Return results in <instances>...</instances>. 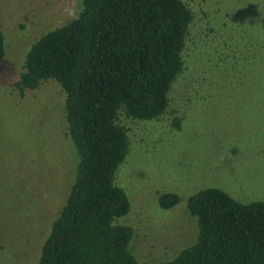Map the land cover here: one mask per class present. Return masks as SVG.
Here are the masks:
<instances>
[{"label": "rangeland", "instance_id": "obj_1", "mask_svg": "<svg viewBox=\"0 0 264 264\" xmlns=\"http://www.w3.org/2000/svg\"><path fill=\"white\" fill-rule=\"evenodd\" d=\"M184 1L195 19L170 110L131 125L115 179L131 203L116 222L135 230L139 264L173 261L196 243L187 202L203 190L264 202V0ZM80 8L81 0H0V264H39L75 183L79 156L61 85L50 80L22 95L15 83L33 45ZM163 194H177L179 205L162 210Z\"/></svg>", "mask_w": 264, "mask_h": 264}, {"label": "trees", "instance_id": "obj_2", "mask_svg": "<svg viewBox=\"0 0 264 264\" xmlns=\"http://www.w3.org/2000/svg\"><path fill=\"white\" fill-rule=\"evenodd\" d=\"M81 6L78 21L33 45L15 83L22 95L50 80L61 85L79 156L75 183L38 260L139 264L130 250L135 230L116 222L131 211L116 174L130 151L131 125L159 121L170 110L195 15L184 0H81ZM4 58L0 27V64ZM173 126L180 129L178 118ZM180 201L163 194L159 206L167 211ZM187 208L198 222L197 241L162 264H264V202L245 205L212 188L189 198Z\"/></svg>", "mask_w": 264, "mask_h": 264}, {"label": "clouds", "instance_id": "obj_3", "mask_svg": "<svg viewBox=\"0 0 264 264\" xmlns=\"http://www.w3.org/2000/svg\"><path fill=\"white\" fill-rule=\"evenodd\" d=\"M83 7L81 6L80 11L79 12H72L69 13L70 19L74 20V21H78L80 19V14L83 12Z\"/></svg>", "mask_w": 264, "mask_h": 264}]
</instances>
